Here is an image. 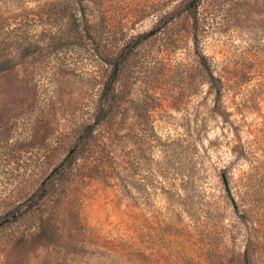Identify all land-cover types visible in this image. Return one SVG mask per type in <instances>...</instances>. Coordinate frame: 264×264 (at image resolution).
<instances>
[{"label": "rangeland", "instance_id": "obj_1", "mask_svg": "<svg viewBox=\"0 0 264 264\" xmlns=\"http://www.w3.org/2000/svg\"><path fill=\"white\" fill-rule=\"evenodd\" d=\"M245 248L264 264V0H0V264Z\"/></svg>", "mask_w": 264, "mask_h": 264}, {"label": "trees", "instance_id": "obj_2", "mask_svg": "<svg viewBox=\"0 0 264 264\" xmlns=\"http://www.w3.org/2000/svg\"><path fill=\"white\" fill-rule=\"evenodd\" d=\"M219 178H220V181L222 183V186H223V189L224 191L226 192V196H227V199L229 200L230 204H231V207L234 211H238V206L237 204L234 202V198H231L230 196V190L228 188V180L226 179V175L224 172H221L219 174ZM239 195L237 194V197ZM244 207H242L243 209ZM244 214V213H243ZM242 261L244 264H250V261L248 259V254L246 253V248H245V251H243V255H242Z\"/></svg>", "mask_w": 264, "mask_h": 264}]
</instances>
